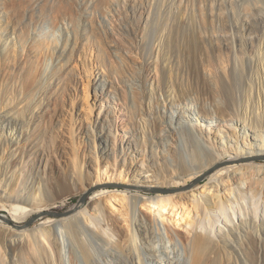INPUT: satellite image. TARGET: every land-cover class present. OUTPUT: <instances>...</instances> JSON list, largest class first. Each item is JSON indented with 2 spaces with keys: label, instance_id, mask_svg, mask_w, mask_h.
<instances>
[{
  "label": "bare ground",
  "instance_id": "bare-ground-1",
  "mask_svg": "<svg viewBox=\"0 0 264 264\" xmlns=\"http://www.w3.org/2000/svg\"><path fill=\"white\" fill-rule=\"evenodd\" d=\"M101 2L94 5L95 19L97 13L103 11V4L107 5V2ZM133 9L134 19L140 22L139 8ZM157 10L158 6L144 29L149 40L158 37L162 28V18ZM213 18L207 28L209 33L211 29L216 31V17ZM171 20L169 38H163L158 45L160 61L165 57L169 60L167 67L172 91H168L167 67L163 65L159 68L156 90L162 92L165 100L173 92L169 102L172 107L186 99V92H192L200 105L198 121L201 122L203 117L231 121L230 125L234 124L230 129L232 133L237 132V128L246 133L242 138L249 139L248 149L241 147L237 133L234 134L237 135L235 144L230 148L227 142L226 148L225 143L220 142L222 150L207 146L196 135L197 130L194 132L186 127L178 115L175 117L172 112H166V118L175 123L174 129L164 126L161 131L165 134L160 135L157 133L159 124L155 121L150 127V138L143 144L144 149L148 146L158 158L161 148L166 151L168 138L176 137L177 148L171 152L172 162L162 154L160 162L148 158L150 162L138 161L130 171L124 158L123 167L127 172L122 181L130 175L131 187L149 189L153 194L147 196L139 190L132 193L118 181L108 184L97 175L96 181L101 184L88 204L66 217L44 218L50 209L66 205L74 196L84 195L93 186V180L87 177L89 171L77 147L71 146L68 152L62 150L49 126L41 130L39 126L30 125V133L25 136L23 122L7 113L0 117V151L2 144L9 148L8 156L0 157V264H23L25 258L28 264H47L53 255L62 254L66 239L70 240L72 252L77 247L88 260V239L114 243V237L121 234L115 225L112 228V223L108 225L114 222L109 210L129 230L125 234L129 246L135 251L142 247L152 264L160 260L165 264H253L249 260L251 251L264 248V165L251 162L264 157V51L257 46L254 70L252 57L240 58L235 52V47L240 46V51L245 54L246 42L233 35L221 46L218 55L225 67L218 70L213 59L214 39L202 37L195 16H189L185 25L177 15ZM217 20L225 33L234 30L223 16ZM257 23L263 25L264 17H259ZM133 28L137 32L140 26L137 24ZM245 28L253 27L245 25ZM91 30L97 32L98 28L92 26ZM255 48L248 44V51ZM141 50L144 55L149 52V42L142 43ZM205 66L212 71L208 77L202 71ZM25 68L23 89L26 91L32 89L38 70L31 65ZM140 94L144 97L143 90ZM185 112L192 111L186 108ZM160 115L162 118V112ZM39 142H43L41 150L38 149ZM118 157L114 154L113 166L118 164L116 171L121 166ZM205 175H208L207 181L200 189L196 183ZM244 180H248L246 187L242 185ZM226 190L233 198L227 197ZM144 210L153 215L151 222L146 219ZM33 215L44 220L35 229H20V224ZM161 222L180 227L183 224L186 237L179 230L174 231L175 236L169 235L183 244V252L155 246L156 238L161 239ZM111 256L114 264H123L117 254ZM140 256L137 264L142 262Z\"/></svg>",
  "mask_w": 264,
  "mask_h": 264
},
{
  "label": "rangeland",
  "instance_id": "rangeland-1",
  "mask_svg": "<svg viewBox=\"0 0 264 264\" xmlns=\"http://www.w3.org/2000/svg\"><path fill=\"white\" fill-rule=\"evenodd\" d=\"M101 1L0 0V117L9 113L10 117L23 122L21 126L25 136L29 135L30 127L34 125L39 126L41 130L47 126L52 128L56 142L62 150L68 152L71 146L77 147L76 150L81 154L89 171L86 176L93 180V186L84 195L74 196L66 205L50 209L44 214V218L66 217L79 211L82 205L88 204L101 184L96 181L97 175L108 184L118 182L123 184L132 193L139 190L147 196L153 194L149 189L131 187V182L128 181L132 178L130 175L122 181L121 178L127 172L123 167L124 158L125 165H129L130 171L138 161L140 163L145 160L147 164L150 160L157 159L160 162L162 154L168 159L171 158L172 162L171 152L177 148L176 137L168 138L166 151L161 148L158 158L148 146L144 149L143 144L150 138V127L155 121L159 124L157 133L160 135L165 134L161 131L164 126L167 129L170 127L174 129L175 123L166 118L168 115L166 112H172L175 117L178 115L186 127L194 132L197 130L196 135L200 136L207 146H214L217 150L220 147L222 150L223 145L220 142L225 143L224 148L227 142L230 148L235 144V136L240 135L238 141L241 147L246 146V149L249 147L246 144L249 139L242 138L246 133L239 131L238 128L235 130L237 132L230 131L234 127L233 123L230 125L231 121L204 117L201 118V122L198 121L197 111L200 105L192 92H186V99L176 102L173 107L170 106L173 92L172 96L165 100L162 92L156 90L160 65L167 67L169 61L167 57L160 61L158 43L169 38L172 16L177 15L185 25L189 16L193 14L203 32L202 37L206 39L212 36L214 39L213 59L218 70L225 67V64L220 63L218 55L221 46L228 43L227 39L233 35L247 44L245 54L240 51V46L235 47L236 54L240 58L252 57L254 67L258 58L257 46H261L264 51V24L257 23L259 17H264V0ZM98 2H107V5L103 4V11L98 12L95 19L93 8ZM135 6L139 8L140 22L134 19ZM156 6L158 15L162 18V28L158 37L149 40L144 29L152 13L156 11ZM220 16L226 18L234 30H227L226 33L222 31L217 20ZM211 17L213 19L216 17V31L211 29L209 33L207 28ZM135 24L140 26L137 32H134ZM245 25H251L253 28L246 29ZM92 26L98 28L97 32L91 30ZM144 42L150 44V50L145 55L141 50ZM248 44L255 45L256 48L248 51ZM204 51L207 54L205 49ZM30 65L34 69L37 68L38 76L32 89L25 91L23 89V78L27 69L25 67ZM202 71L207 77L212 72L209 66L203 67ZM166 77L168 91H172L169 66ZM142 90L144 97L140 94ZM246 91L248 92V88ZM186 108L192 112L183 113ZM235 133L237 135H234ZM42 147L43 142H39L38 149L41 150ZM1 151L0 157L6 156L9 148L2 144ZM44 151L47 153V150ZM114 154H118V159H121L118 171H116L118 164L116 167L113 166ZM132 158H135L134 162ZM251 162L257 166L264 165V157H257ZM120 171L122 174L119 178ZM205 176L196 183L200 189L207 181L208 175ZM247 183L248 180H244L242 185L246 187ZM226 195L233 198V194L230 195L228 190ZM53 212L63 214L56 215ZM109 212L113 215L114 222H109L108 225L112 223L113 226L111 224L110 227L115 225L121 232L113 239L117 245L95 238L88 239L89 258L85 260L77 247L71 251L70 240L66 239L62 254L53 255L52 261H47V264H114L112 253L117 254L123 264H137L139 255L142 259L141 264H152L142 247L135 251L129 246V242L125 240V234L127 235L129 230L112 210ZM143 212L146 219L151 222L153 215L145 210ZM43 220L34 215L30 216L20 224L22 226L20 229H35ZM168 224L166 222L159 224L162 235L160 234L161 239L156 238L154 245L159 249H168L167 251L174 248L183 252V244L177 239L172 240L170 236H175L174 231L177 230L186 237L185 227L183 224L181 227ZM156 233L159 232L156 230ZM258 249L251 251L249 260L253 264H264V248ZM23 264H28L26 258ZM157 264H165V261L160 260Z\"/></svg>",
  "mask_w": 264,
  "mask_h": 264
},
{
  "label": "water",
  "instance_id": "water-1",
  "mask_svg": "<svg viewBox=\"0 0 264 264\" xmlns=\"http://www.w3.org/2000/svg\"><path fill=\"white\" fill-rule=\"evenodd\" d=\"M53 214H56V215H61L63 213H56V212H53ZM32 220L34 219V217L31 218Z\"/></svg>",
  "mask_w": 264,
  "mask_h": 264
}]
</instances>
